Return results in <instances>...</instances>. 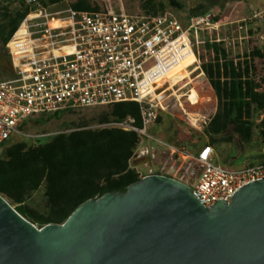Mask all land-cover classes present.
I'll return each instance as SVG.
<instances>
[{
    "label": "built area",
    "instance_id": "built-area-1",
    "mask_svg": "<svg viewBox=\"0 0 264 264\" xmlns=\"http://www.w3.org/2000/svg\"><path fill=\"white\" fill-rule=\"evenodd\" d=\"M18 2L28 13L4 46L13 77L0 79V144L23 136L21 124L34 117L130 102L138 105L140 126L126 118L100 128L136 134L132 159H155L159 152L150 144L168 147L149 132L163 111L149 90L196 57L198 33L218 26L209 15L195 16L183 28L167 14H127L121 0H90L89 10L41 0ZM262 14L253 11L250 18L258 20ZM186 88L179 94L187 93ZM215 159L212 146L201 147L191 157L196 175L189 177V169L183 174L187 183L160 166L136 172L139 179L162 175L186 184L206 208L229 202L241 187L264 179V144L260 159L240 168L219 165Z\"/></svg>",
    "mask_w": 264,
    "mask_h": 264
},
{
    "label": "water",
    "instance_id": "water-1",
    "mask_svg": "<svg viewBox=\"0 0 264 264\" xmlns=\"http://www.w3.org/2000/svg\"><path fill=\"white\" fill-rule=\"evenodd\" d=\"M0 264H264V179L206 208L186 184L146 175L42 227L0 195Z\"/></svg>",
    "mask_w": 264,
    "mask_h": 264
},
{
    "label": "trees",
    "instance_id": "trees-1",
    "mask_svg": "<svg viewBox=\"0 0 264 264\" xmlns=\"http://www.w3.org/2000/svg\"><path fill=\"white\" fill-rule=\"evenodd\" d=\"M41 1L45 5H61L66 0ZM168 1L177 5L174 0ZM70 7L89 10L91 3L90 0H76ZM141 8L147 15L162 12L147 3ZM27 13L28 9L20 2L12 9L0 4L1 48H5ZM204 48L213 56L210 61L201 62L202 74L195 81H199L198 85L210 87L216 99L215 112L201 134L207 138L206 145L215 147L220 143H230L231 133L249 143L255 131L264 144V90L260 86L264 77L257 83L251 75L255 70L251 63L257 59L264 61V50L254 48L248 55V61H235L229 58L221 43L206 41ZM195 97L196 101L191 103L197 105L200 97L198 103L196 94ZM172 101L170 97L162 103L170 113L181 110L191 115L182 108V103L177 106L171 104ZM105 108V112L96 119L97 124L132 118L135 125L140 126L136 103H117ZM159 122L160 115L156 124ZM29 123L30 119L22 123L20 131ZM201 135L197 140H201ZM11 139L0 144V195L37 227L62 224L81 203L105 193L124 192L139 180L136 170L130 167L138 146V137L132 132L112 128H76L35 146L24 142L9 143ZM41 188L43 210L38 211L27 203Z\"/></svg>",
    "mask_w": 264,
    "mask_h": 264
},
{
    "label": "rangeland",
    "instance_id": "rangeland-1",
    "mask_svg": "<svg viewBox=\"0 0 264 264\" xmlns=\"http://www.w3.org/2000/svg\"><path fill=\"white\" fill-rule=\"evenodd\" d=\"M76 0H66L60 7L64 8ZM177 5L171 4L168 0H121L124 11L130 15H147L141 6L148 4L149 7L161 9L156 15L167 14L172 16L183 28H185L193 17L199 14H207L217 23V29H212L198 33L200 44L195 47V60L199 61L193 67L198 68L195 73L189 77H196L194 81L202 74L201 62H207L212 59V53L204 48V43L219 40L221 46L229 56L235 61L249 60L248 55L252 49L258 48L264 50V0H174ZM1 6L14 8L18 6L17 0H0ZM201 6L199 10L197 7ZM193 11V12H191ZM253 11L262 12L260 19H251ZM152 15V14H149ZM241 27V29L239 28ZM247 56V57H246ZM192 59V57H189ZM255 70L251 75L260 83V79L264 77V61L257 59L252 62ZM13 76L9 60L5 48L0 45V77L9 79ZM193 81L198 95L200 97L199 104L192 106L187 100L181 99L182 108L191 115H185L183 111L178 110L170 113L167 107H163L162 103L166 99L172 97L171 104L179 106L175 101V97L169 96V92H165L159 97L160 122L149 129L150 134L159 142L165 143L168 147L154 143L153 146L159 152L155 159L150 157L141 159H132L130 167L142 172L145 166L164 167L170 175L178 179H182L187 183L188 179L183 177L187 169V175L194 177L196 175V164L191 160L194 152H197L202 146L207 144V138L201 135L206 124L214 114V104H212L213 91L210 87H203L199 81ZM264 90V83L260 85ZM191 86H188L189 89ZM167 86L160 89L163 92ZM185 92V90H183ZM194 92H190L189 100H194ZM106 108L83 109L76 111L64 112L60 115H45L30 119V123L22 131L23 136L12 137L9 143H27L29 145L43 144L59 133H69L72 129L100 128L96 119L105 112ZM102 125V124H101ZM201 135V140H197ZM230 143H220L213 147L216 152L215 162L219 165H225L229 168H240L247 164L255 163L260 159L263 143L257 136L255 131L251 142H243L233 133ZM239 145V146H238ZM211 146V145H210ZM239 147V148H238ZM238 148V149H236ZM232 158H235L234 161ZM229 160L228 163L225 162ZM173 170V171H171ZM177 171V172H176ZM43 189L38 190L33 199L27 205L38 211L43 210Z\"/></svg>",
    "mask_w": 264,
    "mask_h": 264
},
{
    "label": "bare ground",
    "instance_id": "bare-ground-1",
    "mask_svg": "<svg viewBox=\"0 0 264 264\" xmlns=\"http://www.w3.org/2000/svg\"><path fill=\"white\" fill-rule=\"evenodd\" d=\"M191 58H188L185 62H183L179 67L168 73L164 78L157 81L152 88H150L149 92H151L152 95H155L157 97V103L160 106L159 97L162 96L165 92H169V96L175 97V101L180 105L181 99H185V101H191L189 100L190 92H194L197 96V103L199 101V95L197 91L195 90V87L193 86V81L196 77H189L190 75L195 73L198 68L193 67V65L198 64L195 60L194 56H191ZM198 78V77H197ZM161 84V86L158 88V85ZM164 86H167L163 92H159L161 88ZM191 86L189 88V91L187 93H181L179 94V91H181L184 87ZM194 94V96H195ZM196 101V97H194V100ZM196 103V104H197ZM192 105H195L191 103ZM188 115V114H185Z\"/></svg>",
    "mask_w": 264,
    "mask_h": 264
},
{
    "label": "crops",
    "instance_id": "crops-1",
    "mask_svg": "<svg viewBox=\"0 0 264 264\" xmlns=\"http://www.w3.org/2000/svg\"><path fill=\"white\" fill-rule=\"evenodd\" d=\"M7 54V53H6ZM7 58H8V56H7ZM8 60H9V58H8ZM211 89V88H210ZM214 94V93H213ZM213 97H215L214 95H213ZM212 104H214V112H215V109H216V99H212Z\"/></svg>",
    "mask_w": 264,
    "mask_h": 264
},
{
    "label": "flooded vegetation",
    "instance_id": "flooded-vegetation-1",
    "mask_svg": "<svg viewBox=\"0 0 264 264\" xmlns=\"http://www.w3.org/2000/svg\"><path fill=\"white\" fill-rule=\"evenodd\" d=\"M238 148H239V147H238ZM238 148H236V149H238ZM232 159H233V160H231V161H234V159H235V158H232ZM228 161H229V160H226L225 162H227V163H228ZM225 165H226V164H225Z\"/></svg>",
    "mask_w": 264,
    "mask_h": 264
}]
</instances>
